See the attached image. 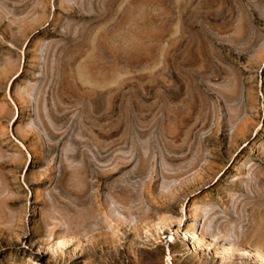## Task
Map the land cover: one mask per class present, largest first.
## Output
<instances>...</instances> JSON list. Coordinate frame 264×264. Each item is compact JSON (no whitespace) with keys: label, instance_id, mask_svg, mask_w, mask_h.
I'll use <instances>...</instances> for the list:
<instances>
[{"label":"rangeland","instance_id":"obj_1","mask_svg":"<svg viewBox=\"0 0 264 264\" xmlns=\"http://www.w3.org/2000/svg\"><path fill=\"white\" fill-rule=\"evenodd\" d=\"M0 264H264V0H0Z\"/></svg>","mask_w":264,"mask_h":264},{"label":"bare ground","instance_id":"obj_2","mask_svg":"<svg viewBox=\"0 0 264 264\" xmlns=\"http://www.w3.org/2000/svg\"><path fill=\"white\" fill-rule=\"evenodd\" d=\"M17 117H18V116H15V115H14V118H13V119H17Z\"/></svg>","mask_w":264,"mask_h":264}]
</instances>
